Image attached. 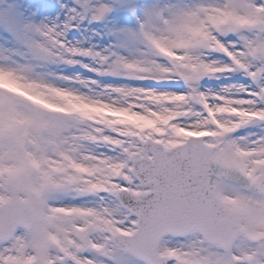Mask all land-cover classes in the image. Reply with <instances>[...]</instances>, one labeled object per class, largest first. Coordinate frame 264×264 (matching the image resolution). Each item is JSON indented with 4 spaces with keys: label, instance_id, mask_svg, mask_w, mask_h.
<instances>
[{
    "label": "snow or ice",
    "instance_id": "6c2138e0",
    "mask_svg": "<svg viewBox=\"0 0 264 264\" xmlns=\"http://www.w3.org/2000/svg\"><path fill=\"white\" fill-rule=\"evenodd\" d=\"M0 264H264V0H0Z\"/></svg>",
    "mask_w": 264,
    "mask_h": 264
},
{
    "label": "rangeland",
    "instance_id": "374dc122",
    "mask_svg": "<svg viewBox=\"0 0 264 264\" xmlns=\"http://www.w3.org/2000/svg\"><path fill=\"white\" fill-rule=\"evenodd\" d=\"M85 75H87V73H84ZM137 83H150V82H137Z\"/></svg>",
    "mask_w": 264,
    "mask_h": 264
}]
</instances>
